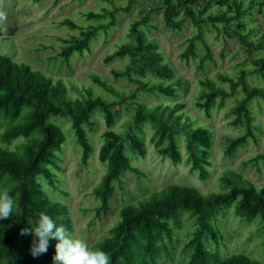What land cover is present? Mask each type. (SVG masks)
I'll use <instances>...</instances> for the list:
<instances>
[{
    "label": "trees",
    "instance_id": "trees-1",
    "mask_svg": "<svg viewBox=\"0 0 264 264\" xmlns=\"http://www.w3.org/2000/svg\"><path fill=\"white\" fill-rule=\"evenodd\" d=\"M111 1L112 7L86 11L89 19L97 21L88 27L69 17L62 20V24L79 28L80 32L65 39L60 55L69 59L75 52L91 51L92 40L99 36L101 30L114 26L122 10H130V3L122 5L116 0ZM158 1L168 26L180 29L184 18H190L199 29L188 38V45L181 53V57L189 61L191 57L198 56V42H203L207 51L200 57L198 69L204 70L207 62L214 59L211 46L202 32L205 22H222L224 29L237 36L248 48L252 69L242 65L235 75L219 72L216 78H202L198 104L211 116L218 103L222 106L227 98H235L230 108V122L239 126L241 132L229 137L225 147L227 155L233 156L250 140L258 142L260 126L253 113L252 101L264 100V84L252 83L249 74L252 71L264 77V54L254 57L255 51L264 49V37L250 39L256 27L248 31L245 28L249 14L260 12L264 16V0ZM214 5L227 6V9L210 11ZM181 14L184 17L179 19ZM149 18L147 15L144 19H135L132 39L108 55V59L128 57L124 67H114L113 73L133 82L129 93L95 72L91 73V78L101 91L92 85H85L80 90L75 85L71 88L65 78L0 51V126L3 127L0 133V189L7 187L16 201L12 217L0 220V264H54L56 239L49 238L47 252L34 257L30 249L37 238L34 234L21 235L22 229L37 226L41 212L53 218L57 225L63 223L69 232H73V217L68 204L50 197L39 180L44 176L51 186L58 187V170L62 168L59 152L67 134L59 123L52 120V116L71 118L77 142L82 147V161L87 164L95 151L88 127L97 125L94 119L97 112L104 115L107 128L103 132L99 156L107 169L93 188L100 201L96 207L97 217L109 212L117 184L123 185L128 171L144 173L132 162V154H145L147 151L144 123H150L155 129L151 142L161 154L174 162L183 159L174 122L190 119L187 103L177 101L174 104L159 102L149 105L141 99V95L148 92L177 96L178 89L184 85L183 79L165 59L160 44L149 39L139 27ZM227 83L228 87L225 86ZM74 88L78 90L77 95L70 92ZM238 89L243 91L241 97L237 95ZM124 106L135 107L132 119L137 122V128L134 133H123L114 127ZM19 137L24 140L10 147ZM212 143L213 132L206 125L197 124L189 130L192 169H199L203 179L209 174L207 165L211 163ZM253 158L257 162L264 158V153ZM221 185L225 190L204 192L193 185L170 183L137 203H127L121 208V216L111 227L110 234L93 243L92 248L108 253L110 264H173L174 241L178 229L184 226L183 214L187 213L194 226L187 231V258L179 264H264V259L245 252L223 256L220 245L224 233L217 219L221 209L234 206L240 218L249 221L259 218L261 228H264V192L233 168L226 169ZM60 216L64 218L62 221L56 219Z\"/></svg>",
    "mask_w": 264,
    "mask_h": 264
},
{
    "label": "rangeland",
    "instance_id": "rangeland-1",
    "mask_svg": "<svg viewBox=\"0 0 264 264\" xmlns=\"http://www.w3.org/2000/svg\"><path fill=\"white\" fill-rule=\"evenodd\" d=\"M116 2L122 5L130 3V10H122L114 26L108 30H101L99 36L92 40L91 51L75 52L69 59H65L59 52L65 44V39L79 33L80 29L62 24V20L69 17L81 26L88 27L97 21L89 19L86 11L100 10L103 6L112 7L111 0H3V10L7 14V20L0 22V51L8 52L15 59L26 60L37 68L65 78L71 88L75 85L80 90L85 85H92L93 88L101 91L99 85L91 78V73L95 72L107 77L110 82L129 93L130 88L134 86L133 82L126 77H116L113 73L114 67H124L128 57L108 59V55L120 44L132 39L131 30L135 19H144L149 15L148 22L140 24L139 27L147 33L149 39L160 44L165 59L172 64L178 77L184 81L183 87L178 89L177 96H168L159 92L141 95V99L147 101L149 105L159 102L174 104L177 101L187 103L190 119L174 122L183 159L174 162L161 154L151 142L155 129L150 123H144L147 151L145 154H132L133 164L144 173L129 171L126 173L123 185L117 184L116 193L111 199V209L101 217L96 215V207L100 201L93 193V188L107 169L106 163L99 156L103 132L107 128L104 115L97 112L94 116L97 125L88 127L95 151L87 164L82 161V147L77 142L71 118L64 115L51 117L67 134V140L59 152L62 168L58 170L57 188L51 186L44 176H40L39 180L50 197L68 204L73 217L72 235L85 240L91 248L97 240L110 234L111 227L121 216L120 211L125 204L137 203L140 199L151 195L153 191L160 190L170 183L193 185L204 192L225 190L221 185L222 175L226 173V169L233 168L242 172L264 192V158H260L257 162L252 160L259 153H264V100L252 101L253 113L260 126L259 141L250 140L233 156L225 153V147L230 136L241 132L239 126L230 122L232 119L230 108L235 98H227L222 106L218 103L212 109L211 116L198 104L202 78L206 76L216 78L219 72L235 75L242 65L252 69L253 62L248 58V48L237 36L229 34L222 22L218 21L216 24L205 22L202 32L211 46L214 59L207 62L204 70H200L197 64L207 51L203 42H198V56L191 57L189 61L181 57V53L188 45V38L199 32L190 18H184L182 28L175 29L166 24L164 10L158 0H116ZM223 9H227V6L214 5L210 11ZM183 17L184 14H181L178 18ZM251 27H256V31L250 34V39L264 37L263 14L260 12L249 14L245 31ZM260 54H264V49L260 52L255 51L254 57ZM250 73L249 79L252 83L264 84V77L252 71ZM228 85L225 84L227 87ZM77 89H71V94L77 95ZM102 91L110 95L109 92ZM237 95L241 97L243 91L238 89ZM134 111V106L130 108L124 106L114 127L123 133H134L137 128V122L132 119ZM197 124H204L213 132L211 163L207 165L209 174L204 179L200 176L199 169H192L193 162L190 160L188 148L189 130ZM2 131L3 127L0 126V133ZM23 140V137H19L9 146L14 147ZM182 218L184 226L178 229L174 241V258L171 260L173 264H179L187 258V231L194 226L193 219L187 213L183 214ZM217 219L224 233L220 245L223 256L245 252L252 257L264 259V228H261L262 223L259 218L244 220L236 214L234 206H230L221 209L217 213Z\"/></svg>",
    "mask_w": 264,
    "mask_h": 264
},
{
    "label": "clouds",
    "instance_id": "clouds-1",
    "mask_svg": "<svg viewBox=\"0 0 264 264\" xmlns=\"http://www.w3.org/2000/svg\"><path fill=\"white\" fill-rule=\"evenodd\" d=\"M7 20L3 10V0H0V22ZM16 201L7 187L0 189V220H7L13 215ZM62 221L63 216L57 217ZM34 234L37 238L30 249L31 254L37 257L48 250L49 238L56 239L54 264H110V256L100 248H91L88 243L76 238L64 226L57 225L45 212L39 214L38 224L35 228L21 230V235Z\"/></svg>",
    "mask_w": 264,
    "mask_h": 264
}]
</instances>
